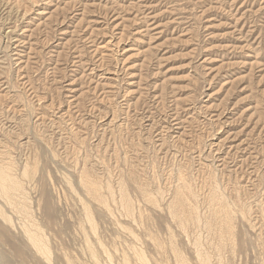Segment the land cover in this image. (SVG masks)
<instances>
[{
  "label": "rangeland",
  "instance_id": "obj_1",
  "mask_svg": "<svg viewBox=\"0 0 264 264\" xmlns=\"http://www.w3.org/2000/svg\"><path fill=\"white\" fill-rule=\"evenodd\" d=\"M0 264H264V0H0Z\"/></svg>",
  "mask_w": 264,
  "mask_h": 264
},
{
  "label": "bare ground",
  "instance_id": "obj_2",
  "mask_svg": "<svg viewBox=\"0 0 264 264\" xmlns=\"http://www.w3.org/2000/svg\"><path fill=\"white\" fill-rule=\"evenodd\" d=\"M8 182V180L5 178L3 173L0 171V186L5 185Z\"/></svg>",
  "mask_w": 264,
  "mask_h": 264
}]
</instances>
